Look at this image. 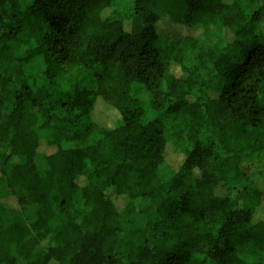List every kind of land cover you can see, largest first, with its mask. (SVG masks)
<instances>
[{"label": "trees", "instance_id": "1", "mask_svg": "<svg viewBox=\"0 0 264 264\" xmlns=\"http://www.w3.org/2000/svg\"><path fill=\"white\" fill-rule=\"evenodd\" d=\"M0 188V264H264V0H0Z\"/></svg>", "mask_w": 264, "mask_h": 264}, {"label": "rangeland", "instance_id": "2", "mask_svg": "<svg viewBox=\"0 0 264 264\" xmlns=\"http://www.w3.org/2000/svg\"><path fill=\"white\" fill-rule=\"evenodd\" d=\"M114 9H115V12L117 13V16H121L123 14H126V13H128L129 10L131 11L130 5H128V4L124 3V2L117 3L115 5V8ZM211 30H213V29H211ZM214 40H215L214 36H209V37H204L203 38V41H206V42L207 41L208 42H212ZM39 152L42 153V154L49 153V150L47 148V145L42 144L41 147H40V149H39ZM2 192H3V189L0 188V193H2ZM250 203L251 202L247 201V205H249Z\"/></svg>", "mask_w": 264, "mask_h": 264}]
</instances>
